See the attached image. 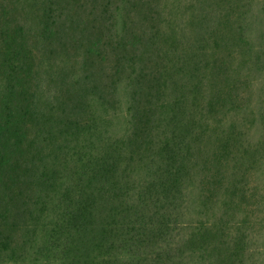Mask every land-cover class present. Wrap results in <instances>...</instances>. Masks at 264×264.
<instances>
[{"label": "trees", "instance_id": "trees-1", "mask_svg": "<svg viewBox=\"0 0 264 264\" xmlns=\"http://www.w3.org/2000/svg\"><path fill=\"white\" fill-rule=\"evenodd\" d=\"M155 1L0 0V264L246 259L250 239L229 233L248 192L264 199L247 176L264 136L246 132L264 113L224 112L235 92L208 101L203 88L211 50L251 62V22L237 1L190 0L197 14L177 28L196 44H179Z\"/></svg>", "mask_w": 264, "mask_h": 264}, {"label": "rangeland", "instance_id": "rangeland-1", "mask_svg": "<svg viewBox=\"0 0 264 264\" xmlns=\"http://www.w3.org/2000/svg\"><path fill=\"white\" fill-rule=\"evenodd\" d=\"M162 7H164L163 21V31L166 34L172 35L179 44L191 43L196 44L192 35L189 33H180L177 26L181 27L188 23L189 16L192 14H197L196 7L193 1L190 0H159ZM218 11L224 7L231 5L233 1H237L239 8L247 13L248 21L250 23V37L246 36V39L250 42L249 46L254 49L253 56L251 55L250 63L245 64L241 68L240 55L237 54L230 44L228 43L223 49H213L211 50V59L208 61L209 70L206 75L208 77L206 84L204 85V90L210 96L208 101L213 98L215 92L219 91L222 87L226 92H235L231 94L229 98L226 94L225 99L230 100L228 108L238 106L240 108H245V102L249 104V108L252 109L254 113L257 114L258 111L264 113V0H230V3L223 4L221 0H212ZM155 3L156 1L153 0ZM193 6H190V5ZM235 8L234 5H231ZM181 7V8H180ZM230 12L225 11V14ZM197 16V15H195ZM208 16V15H207ZM235 14H232L234 17ZM209 17V16H208ZM169 27V28H168ZM229 39V38H228ZM230 48V49H228ZM83 52V50H79ZM91 61V59H90ZM84 58L78 56L75 59V64L77 68H82ZM69 66V63H66ZM62 66V65H61ZM68 70V68H67ZM88 76L86 71L79 76L76 81H82ZM102 84H106L104 80L101 81ZM51 95L53 97L57 96L58 93L52 90ZM222 116L218 115V117ZM248 115L244 112H239L231 110L225 117H227L229 122H238L239 120L247 119ZM255 115H252L253 117ZM257 116V115H256ZM264 118V117H263ZM264 121V120H263ZM247 133L251 141L259 140L264 136V130L261 125L257 126H247ZM241 154V153H239ZM264 154V151L262 152ZM253 160L248 164L247 176L256 180L258 182L253 185L260 184L262 188L261 193L264 195V165L257 170L254 166ZM258 173V174H257ZM253 185L249 184V189ZM250 200V203H245L242 206L243 210L239 208L241 206L236 205L231 220L233 221L232 229L230 230V235L234 236L235 232L243 233L250 239V245L248 252L244 257L246 259H239L240 264H264V199L261 201V205L258 206L257 199L252 197V192H248L246 200ZM261 200V199H260ZM201 214V215H200ZM214 218V216H204L202 213H190L189 220H194L195 222L204 221L209 222ZM213 221V220H212ZM239 221H247L248 226L243 229L238 228ZM238 228V229H237ZM236 237L230 240V243L236 241ZM216 247L220 248V242L216 241L214 244ZM213 245V246H214ZM240 248L236 246V250L240 253Z\"/></svg>", "mask_w": 264, "mask_h": 264}]
</instances>
